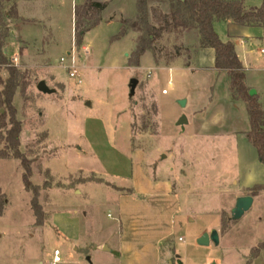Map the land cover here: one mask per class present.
Masks as SVG:
<instances>
[{
	"label": "rangeland",
	"instance_id": "374dc122",
	"mask_svg": "<svg viewBox=\"0 0 264 264\" xmlns=\"http://www.w3.org/2000/svg\"><path fill=\"white\" fill-rule=\"evenodd\" d=\"M2 2L9 29L4 51L9 65L24 74L26 84L25 91L18 88L14 98L22 126L20 150L30 162L32 184L39 187L43 216H36L32 207L34 192L25 187L21 160L0 159V264H49L58 247L64 255L72 254L74 261L66 264H115L101 245L115 249L121 240L130 239L138 246L135 257L145 254L148 264H157L156 243L171 231L172 223L173 235L161 242V264H208L217 257L221 264H264V253L258 258L262 250L256 254V247L242 259L226 260L221 256L223 247L197 242L218 225L224 234L241 222L231 219L230 209L220 213L229 201L219 190L226 180L200 176L194 181L191 177L186 183L189 201L182 197V209L176 216L161 192L155 196L150 188L149 180L160 175L156 164L161 168L171 160L162 158L167 156L166 149L173 148L175 154L178 150V135L173 133L178 127L172 120L180 108L170 101L178 86L204 100L225 96L229 85L228 76L208 69L169 71L176 65L190 69L195 65L196 33L184 38V34L165 32L154 50L138 58V35L135 38L130 30L117 37L122 24L116 20L101 21L78 45L75 8L86 0ZM246 2L261 6L263 0ZM13 6L16 17L9 15ZM153 6L157 13L169 10L168 5L155 1ZM151 17L155 23V14ZM221 33L226 38L227 27ZM251 33L256 40L248 41L245 50L239 47V52L249 65L246 83L264 104V37L260 41L264 33L257 28ZM70 53L76 58V77L70 76V61H62ZM0 76L9 77L6 66L0 67ZM133 78L138 83L131 94ZM40 81L52 93L39 91ZM166 86L172 89L163 96ZM9 117L7 112V121ZM4 146L0 144L1 149ZM230 166L222 170L231 173ZM128 188L138 197L122 194L130 193ZM176 188L181 196L186 194ZM238 231L234 228L230 233L232 241ZM262 237L264 227L248 243Z\"/></svg>",
	"mask_w": 264,
	"mask_h": 264
},
{
	"label": "crops",
	"instance_id": "0c3cea01",
	"mask_svg": "<svg viewBox=\"0 0 264 264\" xmlns=\"http://www.w3.org/2000/svg\"><path fill=\"white\" fill-rule=\"evenodd\" d=\"M94 1L108 3V6L102 12V22H111L116 20L122 24V20L133 19L136 16L137 0ZM83 2H85V0H81L80 3ZM245 4L246 6L251 7V5L247 4L246 0ZM223 27H227L228 33L226 38L221 35ZM255 28L260 29L264 33V28L259 26H243L232 21L214 22V29L220 35L221 39L223 41H233L235 43L236 52L245 66L246 72L249 65L248 62H245L240 55L239 47L245 50V44H247L248 41L253 42L256 40L257 37H254L251 33ZM130 32L135 35V38L137 37L138 33L135 31ZM190 32L196 33V40H194V44H198L199 37L197 32L195 30ZM190 32H185L183 35L184 38H187ZM263 37L264 36L260 37V41L263 40ZM198 49V57L192 69L188 66L183 67L180 65L173 66L170 70L168 68L167 69L169 71L178 70L180 72L188 70L192 73L198 69H208L215 71L220 75H226L225 77L228 76L226 72H219L214 69V49ZM86 50H88L87 47ZM261 53L264 56V49H261ZM147 54L148 52L146 51L141 58ZM149 56L151 57L150 54ZM247 86L251 87L248 84ZM166 87L167 93H162L163 96L169 95L170 90L172 89L168 86ZM181 99H186L185 107L180 106L178 103ZM170 101L171 103H175L177 107L180 108L172 120V125L178 127V130L173 132L178 135V150L175 154L173 148L166 149L167 156L164 155L162 158L171 159L170 162L161 168L158 164H156L155 170L157 172L160 171V175H155L153 176V179L149 180L150 188H152L153 192H155L153 195L158 196L157 194L159 191L161 192V196L166 199V204L169 207L172 216H176V214L180 213L182 209V197H185L186 200L188 199L189 201L188 194L190 189H187L186 183L191 177L195 178L194 181H198L196 179H199L200 176H204L209 180L219 176L223 182L224 180L227 181V183L225 182V186H222L219 190L229 199V201L227 206H222L220 208V213L227 211V209H230L232 212V209L235 207L236 200L239 197L252 195V207L250 210L245 212L240 219H238L241 221L240 224H238L239 226H232V228L228 229V231L224 234L218 230L219 225L216 226L217 228H213L219 232L220 243L216 245L211 242V244L213 243L215 246L223 247L225 251L221 256L223 258L226 257V260L231 257L242 259L249 254L252 248L257 247L261 242H264V237H262V240L258 239L254 244L248 243L250 238H258L264 227V190H260L257 193H252L251 191L256 185H264V163L260 161L256 147L247 136V132L250 130L251 124L246 103L241 99L233 98L228 83L226 84L225 96H207L204 100H197V98L190 95L185 88L178 86L176 94L172 96ZM261 103L263 104V102ZM182 116H186L188 120L184 127L177 124L178 120ZM135 151L140 153V150L138 149H135ZM94 157L97 158L95 155ZM224 166H230L233 168L232 172L229 173L227 171H223L222 169ZM135 185L137 188L138 183ZM176 186H178L179 192H186V194L181 196L178 193ZM118 187L124 188L121 186ZM128 189L131 190V193L122 194H130L134 197H138V193L134 192L131 188ZM108 216L112 218L114 217L111 213H108ZM232 220L238 221L234 219ZM247 220L248 222L246 228H243L242 225ZM173 225L174 223H172V227ZM172 227L171 231L165 233L156 243L155 258L157 257V264L158 262L159 264L162 263L160 254L161 242L173 235ZM234 228L241 231H238L236 240L232 241L230 233ZM120 230H122V227ZM244 230L245 232H242ZM122 234L123 232L121 233V237L124 236ZM101 246L103 247V251L110 253V259L115 264L149 263V259L147 260L145 254L135 257L138 246L132 239L127 240L126 242L121 240L119 244H116L115 249L107 243H103ZM57 249L61 251L63 258V261L58 264L72 263L74 261L72 260L71 253L64 255L60 247ZM262 253H264V249L261 251L258 258L261 257ZM85 255H88V252H85ZM52 258L53 253L50 263ZM87 260L91 262V257L87 256ZM212 262L221 264L219 257L211 259L208 264H211Z\"/></svg>",
	"mask_w": 264,
	"mask_h": 264
},
{
	"label": "trees",
	"instance_id": "16d2710c",
	"mask_svg": "<svg viewBox=\"0 0 264 264\" xmlns=\"http://www.w3.org/2000/svg\"><path fill=\"white\" fill-rule=\"evenodd\" d=\"M168 5L165 13H157L153 2ZM108 6L107 2L86 0L83 5L76 6V41L80 45L86 32L90 31L102 21L101 14ZM152 13L156 22H152ZM10 17H16V7L10 11ZM6 13L3 10V2L0 0V67L6 66L9 73L7 79L0 76V159L14 157L21 160L24 168L23 181L27 190L34 192L32 207L36 216H43V209L38 201L39 187L34 186L30 180L32 170L30 162L20 150V133L22 126L16 118L17 109L14 98L17 89L25 91L24 74L17 67L9 65L8 57L4 51V44L9 35V29L5 22ZM154 16V15H153ZM78 18H80L78 20ZM81 18H86L85 25ZM215 21H232L243 26H259L264 28V0L261 6L248 7L245 0H137L136 16L133 19L122 20V27L117 37H122L130 30L138 33L136 54L140 58L146 51L154 50L155 42L165 32L184 34L196 31L198 34L197 48H212L215 51L214 69L226 72L229 77L231 95L235 99H241L246 103L251 128L247 136L256 147L259 159L264 163V107L257 94L251 95V87L246 84V68L240 60L235 43L223 41L214 29ZM7 112L9 121H7ZM118 190H122L114 186ZM264 190V185H256L252 193ZM131 193V192H130ZM1 212V210H0ZM264 249L261 242L254 250L258 254Z\"/></svg>",
	"mask_w": 264,
	"mask_h": 264
},
{
	"label": "water",
	"instance_id": "95a60500",
	"mask_svg": "<svg viewBox=\"0 0 264 264\" xmlns=\"http://www.w3.org/2000/svg\"><path fill=\"white\" fill-rule=\"evenodd\" d=\"M7 51V50H6ZM5 51V52H6ZM138 83V79L133 78L131 80V94L134 93L136 85ZM37 88L39 91L43 92V93H52V89H50L47 84L45 83V81H40L37 85ZM256 90L255 89H251L250 90V94L254 95L256 94ZM180 104V106L185 107L186 106V99H181L178 102ZM1 112H4L3 109H1ZM188 122L186 116H182L177 124L184 127V125ZM253 204V196L252 195H245V196H241L236 200V204L235 207L232 209V219L234 220H238L240 219L245 212H247L248 210H250V208L252 207ZM197 242L199 245L201 246H209L211 244V242H213L214 244L218 245L220 243V236H219V232L216 229H213L211 232H204L198 239ZM211 264H217L216 262H212Z\"/></svg>",
	"mask_w": 264,
	"mask_h": 264
},
{
	"label": "built area",
	"instance_id": "2783aa9c",
	"mask_svg": "<svg viewBox=\"0 0 264 264\" xmlns=\"http://www.w3.org/2000/svg\"><path fill=\"white\" fill-rule=\"evenodd\" d=\"M63 63H66L67 61H70L68 64V67L72 69L70 72L71 77H76L77 76V69H76V58L73 53H70L67 58H62ZM81 82V80H80ZM171 82V81H170ZM163 94L167 93V89L162 90ZM63 261L61 251L59 249H55L53 252V258L50 264H58Z\"/></svg>",
	"mask_w": 264,
	"mask_h": 264
}]
</instances>
